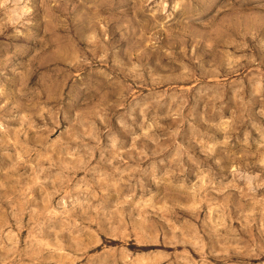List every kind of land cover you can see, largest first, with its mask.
I'll return each mask as SVG.
<instances>
[{"label":"rangeland","instance_id":"rangeland-1","mask_svg":"<svg viewBox=\"0 0 264 264\" xmlns=\"http://www.w3.org/2000/svg\"><path fill=\"white\" fill-rule=\"evenodd\" d=\"M0 264H264V0H0Z\"/></svg>","mask_w":264,"mask_h":264}]
</instances>
